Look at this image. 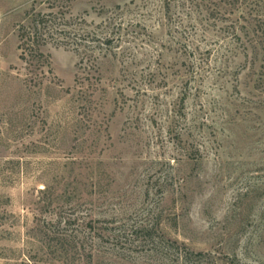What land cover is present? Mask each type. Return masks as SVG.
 <instances>
[{"label":"rangeland","instance_id":"374dc122","mask_svg":"<svg viewBox=\"0 0 264 264\" xmlns=\"http://www.w3.org/2000/svg\"><path fill=\"white\" fill-rule=\"evenodd\" d=\"M46 6L0 0V264H264V0H64L119 44L29 65Z\"/></svg>","mask_w":264,"mask_h":264},{"label":"trees","instance_id":"16d2710c","mask_svg":"<svg viewBox=\"0 0 264 264\" xmlns=\"http://www.w3.org/2000/svg\"><path fill=\"white\" fill-rule=\"evenodd\" d=\"M62 1L64 0H40V3L47 4L46 7L49 12H34L35 10H31L30 14L27 13L28 24L19 25L18 50L20 52L19 59L22 62L31 65L45 60V55L41 48L47 40H53L71 47L79 56L81 62H84V60L91 61V64L97 62L100 55H110L117 47L116 45L119 44L121 37L114 38L115 28L110 22L106 23L103 21L95 25L91 31L88 28L81 30L71 23L73 19L66 16L67 12L61 13L60 10L58 12L61 14V18L60 20L58 18L55 20V11ZM249 17L251 18L252 16L249 15ZM256 41L254 39L251 40V45H256ZM90 67L93 68L95 65Z\"/></svg>","mask_w":264,"mask_h":264}]
</instances>
